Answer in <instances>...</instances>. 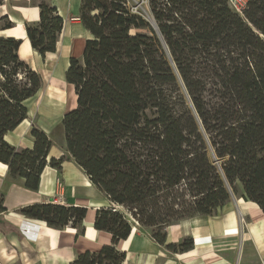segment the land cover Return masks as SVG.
<instances>
[{
	"label": "trees",
	"instance_id": "trees-1",
	"mask_svg": "<svg viewBox=\"0 0 264 264\" xmlns=\"http://www.w3.org/2000/svg\"><path fill=\"white\" fill-rule=\"evenodd\" d=\"M146 1L151 17L130 0H82L80 21L91 38L65 74L77 96L63 118L66 151L126 213L98 210L95 228L111 234L112 244L72 264H123L117 244L134 228L170 252H187L192 239L166 244L167 228L216 216L233 196L264 214V0H250L243 16L228 0ZM39 8V23L26 32L45 58L55 54L64 20L45 1ZM13 27L0 18V29ZM21 45L0 38V163L37 191L46 166L60 169L65 157L47 162L53 141L37 127L32 150L5 141L43 87L19 58ZM86 213L54 201L21 210L57 230L79 229Z\"/></svg>",
	"mask_w": 264,
	"mask_h": 264
},
{
	"label": "crops",
	"instance_id": "crops-1",
	"mask_svg": "<svg viewBox=\"0 0 264 264\" xmlns=\"http://www.w3.org/2000/svg\"><path fill=\"white\" fill-rule=\"evenodd\" d=\"M44 1L56 7L64 26L55 54L47 53L42 58L31 48L26 32V25L39 23L42 0H0V18L7 16L14 25L12 29H0V38L14 37L22 41L19 58L40 74L43 87L49 74L46 59L57 53L63 54L67 60L66 68L63 66L65 79L70 59H81L85 42L91 38L80 21L82 0ZM35 98L25 103L29 111L27 119L5 136V141L18 149L34 148L33 127L44 131L51 139L54 126L59 121L63 124L64 115L72 110L71 106L61 113L60 108L53 115H47L42 104L44 99L40 98L38 106L31 109L30 102ZM48 105L51 107L50 102ZM51 140L53 147L47 162L62 156L65 161L60 169L46 166L37 191L26 188V179L12 178L8 166L0 163V200L5 209L0 212V264H72L77 256L86 252L98 253L104 246L112 244L111 234L95 228L97 211L109 208L111 202L91 184L89 177L67 153L66 143L62 145L57 139ZM54 143L60 148L57 149ZM239 190L243 192L241 188ZM52 201L55 205L87 210L79 229L69 225L57 230L21 214L25 207ZM166 233V244L180 245L184 239L191 238L192 248L187 252H170L148 233L134 228L127 240L117 244V249L126 255L123 264H264V214L257 204L241 196L236 204L231 202L219 209L216 216L181 221L167 228Z\"/></svg>",
	"mask_w": 264,
	"mask_h": 264
},
{
	"label": "rangeland",
	"instance_id": "rangeland-1",
	"mask_svg": "<svg viewBox=\"0 0 264 264\" xmlns=\"http://www.w3.org/2000/svg\"><path fill=\"white\" fill-rule=\"evenodd\" d=\"M42 1H44V0H42ZM129 6L132 7V9L134 11L140 10L144 16L148 15L149 17H151L150 10H149V7H148L146 0H130ZM66 62H67V60L64 58L62 53H57V55L50 56L46 59L49 74L47 75L46 84H44L42 91L39 93V95L35 99L31 100V102H30L31 103L30 104L31 109H34L38 106V104L40 102L39 101L40 98L42 100L44 99L42 104H44L46 107V114L47 115H53L54 113L58 112L61 109L63 111H60V112L65 113L67 110L70 109L71 106H72V108L75 106V102H76L74 99V95H76L75 90L71 86L69 87L66 84L65 79H63V73L64 72L62 70V67H63V64H66ZM61 70H62V73H61ZM51 87L57 91L56 92V93H58L57 97L55 96L54 98H52V97L50 98V94H48V91ZM46 88H47V90H46ZM49 102L51 104V107L48 105ZM59 108H61V109H59ZM50 137L57 139L62 145H65L64 128H63V124H61V121H59V123H57L54 126V128L51 131ZM54 146L57 149L60 148V145H58L57 143H54ZM237 198L238 197H235V196L232 197V201H231L232 204H236ZM109 208H114L116 210H119L121 212L126 213V210L124 207H120V206L113 204V203H111V206ZM186 221H188V220H186Z\"/></svg>",
	"mask_w": 264,
	"mask_h": 264
},
{
	"label": "built area",
	"instance_id": "built-area-1",
	"mask_svg": "<svg viewBox=\"0 0 264 264\" xmlns=\"http://www.w3.org/2000/svg\"><path fill=\"white\" fill-rule=\"evenodd\" d=\"M228 1H229L230 7L236 13H238L241 16H243L244 12L246 11V9L248 7V3H249L250 0H228ZM60 198H62V196ZM60 198H59V200H60ZM61 203H63V202L61 201ZM242 223H244V222H242Z\"/></svg>",
	"mask_w": 264,
	"mask_h": 264
},
{
	"label": "bare ground",
	"instance_id": "bare-ground-1",
	"mask_svg": "<svg viewBox=\"0 0 264 264\" xmlns=\"http://www.w3.org/2000/svg\"><path fill=\"white\" fill-rule=\"evenodd\" d=\"M63 66H65V68H66L67 64H63ZM63 68H64V67H62V70H63ZM65 68H64V70H65ZM62 70H61V73H62ZM55 88H56V87H55ZM56 92H57V91H56L55 89H52V90L50 91L49 94L51 95L52 98H54L55 96L57 97V94H58V93H56ZM46 97H47V96H46ZM49 99H50V98H49ZM74 99H75V101H76V99H77V96H76V95H74ZM56 103H57V102H56ZM59 109H60V108H59ZM187 225H188V224H187ZM187 225H186V226H187ZM183 226H184V225H183Z\"/></svg>",
	"mask_w": 264,
	"mask_h": 264
},
{
	"label": "water",
	"instance_id": "water-1",
	"mask_svg": "<svg viewBox=\"0 0 264 264\" xmlns=\"http://www.w3.org/2000/svg\"><path fill=\"white\" fill-rule=\"evenodd\" d=\"M150 21H151L153 27L155 28V30L157 31V33H158V35H159L161 41H163V38H162V36H161V34H160L159 30H158V27H157L156 22H155L152 18H150ZM163 43H164V41H163Z\"/></svg>",
	"mask_w": 264,
	"mask_h": 264
}]
</instances>
